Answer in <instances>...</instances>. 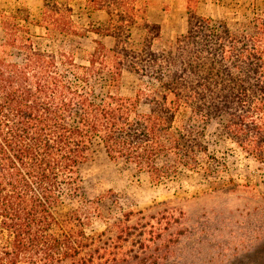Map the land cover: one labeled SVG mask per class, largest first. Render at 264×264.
<instances>
[{"label": "trees", "instance_id": "obj_1", "mask_svg": "<svg viewBox=\"0 0 264 264\" xmlns=\"http://www.w3.org/2000/svg\"><path fill=\"white\" fill-rule=\"evenodd\" d=\"M84 1L107 21L80 26L56 0L39 20L0 16V264H102L81 257L93 202L81 168L99 150L159 184L228 172L237 159L264 168V4L250 1L227 26L187 0V29L168 40L147 18L149 0ZM134 27L145 31L140 48ZM89 32L114 46L95 39L83 62L72 47H43ZM67 202L80 204L63 211Z\"/></svg>", "mask_w": 264, "mask_h": 264}, {"label": "rangeland", "instance_id": "obj_2", "mask_svg": "<svg viewBox=\"0 0 264 264\" xmlns=\"http://www.w3.org/2000/svg\"><path fill=\"white\" fill-rule=\"evenodd\" d=\"M54 1L0 0V16L27 10L33 20H39L45 2ZM56 1L73 6L80 26L99 25L84 0ZM150 1L166 39L175 40L186 31L187 0ZM236 1L199 0L196 11L229 26L251 12L246 7L252 0ZM256 3L262 6L264 0ZM2 19L0 43L4 37ZM32 31L42 33L36 26ZM144 37V30L134 28L133 47L140 48ZM95 39L108 47L115 44L113 38L89 32L79 41L63 36L54 42L46 40L43 47H72L77 61L83 62L94 49ZM215 128L213 125L210 131ZM81 175L87 198L93 201L82 221L90 245L81 255L83 260L96 263L105 257L102 264H264V168L251 158L237 159L230 171L215 176L184 173L159 184L147 173L112 161L99 150L82 166ZM79 204L67 202L63 211Z\"/></svg>", "mask_w": 264, "mask_h": 264}, {"label": "crops", "instance_id": "obj_3", "mask_svg": "<svg viewBox=\"0 0 264 264\" xmlns=\"http://www.w3.org/2000/svg\"><path fill=\"white\" fill-rule=\"evenodd\" d=\"M150 3H151V1L149 0L148 7H147V18L149 20H151V21H155V22H158V23L161 24V22L155 18V14L152 13V9H151V6H150L151 4ZM88 11H89V15H91V18H95V17L97 18L95 22H97V20H98L99 21L98 24L104 23L108 19V13L105 10H95V11H91L89 9ZM164 11H166V9H164ZM134 28H141V27H134ZM141 29L144 30L143 28H141ZM132 32H133V30H132ZM105 37L113 38L111 36H105Z\"/></svg>", "mask_w": 264, "mask_h": 264}]
</instances>
